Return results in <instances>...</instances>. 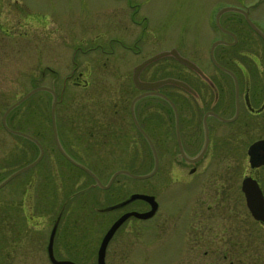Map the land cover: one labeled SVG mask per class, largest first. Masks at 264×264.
<instances>
[{"label": "rangeland", "instance_id": "obj_1", "mask_svg": "<svg viewBox=\"0 0 264 264\" xmlns=\"http://www.w3.org/2000/svg\"><path fill=\"white\" fill-rule=\"evenodd\" d=\"M228 4L248 9L249 20L264 30V0H0V120L6 108L30 89L50 87L56 98L60 96L54 110L59 143L73 160L102 184L119 169L132 175L150 173L148 142L128 111L138 92L131 81L132 69L153 54L174 49L209 75L213 68L209 47L219 37L213 17ZM233 15L241 18L235 28L243 34L236 48H263L235 11L222 12L221 25L231 26ZM174 61L165 55L150 62L139 79L177 74L190 80L187 69ZM165 90L170 91L163 86L161 91ZM178 90L172 88L182 92ZM51 99L49 92L38 90L5 116L6 126L38 140L43 154L0 187V264H50L41 248L58 213L56 259L95 264L100 238L111 222L125 210L148 209L136 199L113 211L102 210L132 193L153 195L157 211L150 218L129 217L121 224L106 246L104 264H264V229L243 210L214 204L219 198L213 190L218 174L195 165V173L187 176V166L172 159L174 148L163 143L168 141L166 117H154L167 108L161 99H139L133 113L147 138L152 135L156 141L159 157L172 164H160L144 179L119 174L106 189L92 184L56 151L49 122ZM37 154L29 138L6 132L0 121V182ZM176 174L188 179L180 183ZM186 190H192L188 198ZM179 200H192L199 217L186 213ZM203 220L219 222L220 230L215 228L211 235L200 226L193 228ZM38 221H44L43 236L30 224L21 245L19 228ZM10 244L13 249L8 253Z\"/></svg>", "mask_w": 264, "mask_h": 264}, {"label": "flooded vegetation", "instance_id": "obj_2", "mask_svg": "<svg viewBox=\"0 0 264 264\" xmlns=\"http://www.w3.org/2000/svg\"><path fill=\"white\" fill-rule=\"evenodd\" d=\"M233 7L244 11L248 15V9ZM231 11L241 15L246 27L261 42L263 48H254L251 45L250 48H236V43L238 39L240 40L239 37L243 35L241 28H235L239 24L237 21H241V18L233 15L229 19V24L232 25H225L224 27L219 21L220 14L218 25L213 20L219 37L216 40L218 41L217 45L211 48V57L209 54L213 67L211 72L208 73L209 75H205L200 69L201 74H198L187 65L175 60V64L187 69L192 77L191 81L185 77H177V74L172 77L184 82L190 91L173 84H166L163 86H166V89L169 88L170 91L165 90V92H162L163 86H161L155 91L151 90V92L141 95L136 101L147 96L161 99L167 105V108L158 111L154 117L156 118L162 114L166 117L168 123L164 130V137H168V141L163 143L174 148L175 156L172 159L179 162L178 164L187 166V176L195 173V165H204L205 170L213 169L218 174V180L215 182V189L213 190L219 196V198L215 197V200H213L214 204L221 205L220 207L230 206V211L243 210L255 224L264 229V222L254 220L250 215L242 191L243 182H246L252 191L259 193L264 207V40L262 38L264 37V30L258 29L262 35L261 37L246 22L243 12ZM222 35L228 39L221 38ZM217 46L218 48H215ZM172 69L171 66L170 70ZM79 73L78 77H80ZM138 80L140 79L138 78ZM172 88L180 89L182 92L174 93ZM142 92L143 90L138 89L137 95ZM151 136L148 147L151 151L152 165L155 161L157 164L156 173L160 164L172 163L168 159L159 157L156 151V141ZM151 149H153L155 156ZM69 157L72 159L71 156ZM73 161L78 163L75 160ZM221 162H223V169L220 166ZM82 172L88 176L86 172ZM187 176H182L179 179L176 174V181L183 183L188 179L185 178ZM189 191L192 190L183 192L186 198L189 197ZM193 197L194 195L191 196V198ZM224 197L225 201L223 200ZM179 201L185 203L183 206L184 211L192 213V218L199 217L195 213L197 211H195L196 207L192 205L194 203L192 200ZM189 202H192V204ZM119 203L115 202L102 210L109 212L126 204L118 205ZM188 207L191 208V212H189ZM131 210L133 209L121 213ZM20 213L23 216V211ZM60 216L61 213L55 216L50 225L46 243L43 244L41 249L47 260L50 252L52 258L56 261L74 262L71 259L60 260L55 257L54 239L57 238L56 235L59 231ZM24 224L17 232L20 239L23 238L30 224L32 228L36 225L38 229H41V235L43 236L44 221L24 222ZM199 226L204 228L203 232L205 234L212 233L211 235H213L216 229L220 230L219 222L212 224L210 221L203 220L196 222L193 228L196 229ZM11 229L9 230V236L13 240ZM210 229H213L214 232H211ZM23 244L24 240L21 239V245ZM11 245L8 248V253L12 252L13 247Z\"/></svg>", "mask_w": 264, "mask_h": 264}, {"label": "water", "instance_id": "obj_3", "mask_svg": "<svg viewBox=\"0 0 264 264\" xmlns=\"http://www.w3.org/2000/svg\"><path fill=\"white\" fill-rule=\"evenodd\" d=\"M227 9H230V8H228V7L227 8H223V9H221L218 12V14L221 11H224V10H227ZM218 14L216 15V20H217ZM249 24L253 28V30H255L257 33H259L256 30V28L250 22H249ZM164 55H170V56H172L178 62L187 65L188 67H190L191 69H193L194 71H196L198 74H201L200 71L198 70V68L194 64H192L191 62L185 60L184 58H181L174 50L160 52V53L155 54L152 57H150V58L142 61L141 63H139L137 66H135L133 68V72H132V76H131L133 85L135 87L139 88V89H144V90L147 91V92H144V93L140 94V96L141 95H144L146 93L151 92V90H154L155 91L157 88H159L160 86H162L164 84H173V85L182 87V88L187 89V90L190 91V89L186 86V84H184L181 81L172 79V78H165V79L157 80L155 82H141V81L138 80V73H139V71L142 69V67L144 65H146L147 63H149V62L157 59L160 56H164ZM38 90H47V91H49L52 94L53 100H52V103H51V106H50V123H51L53 141H54V144H55L57 150L62 154V156H64L68 161H70L73 164H75L72 160H70L64 154V152L60 148V145H59L58 140H57V137H56L55 126H54V114H53L54 104H55V98H54V93H53L52 90H50V89H48L46 87H35V88L29 90L27 93H25L23 96H21L17 101H15L13 104H11L10 106H8L6 108L5 112L2 115L1 122H2V124H4V117H5V115L7 114V112L10 109H12L14 106L18 105L20 102H22L24 99H26L29 95H31L32 93H34V92H36ZM137 97H139V96H137ZM135 99H136V97L133 98V100L131 101V104H130V113H131V116L132 117H133V115H132V103H133V101ZM133 122L136 125V122H135L134 119H133ZM5 128L8 131H10V132L17 133V134H20L22 136L28 137L25 134L12 131V130L8 129L7 127H5ZM33 141L37 144V146L39 148V154H38V156L32 162L28 163L27 165H25V166L17 169L12 174H10L5 180H3L0 183V187L2 185H4L9 179H11L12 177H14L15 175H17V174L21 173L22 171H24V170L30 168L31 166H33L40 159V157L42 155V149H41L40 145L35 140H33ZM75 165H77V164H75ZM77 166L80 167L79 165H77ZM80 168L83 169V170H85L87 173H89L91 175V177L99 184L98 180L88 170H86V169H84L82 167H80ZM155 169H156V161H155V163L153 165V169L151 170V172L148 173V174H145V175H132L131 173H129L127 171H124V170L117 171V172H115L111 176L109 182L119 172L126 173L127 175H129V176H131V177H133L135 179H144V178L150 177L155 172ZM101 187H106V186H101ZM242 191L244 193L245 202H246V205H247V207H248V209L250 211L251 216L255 220H257V221L264 222V207L262 205V202H261V198L259 196V193H257V191H252L248 187V185H247L246 182H243ZM133 199H140V200L145 201L149 205V209L147 211H145V212H135V211L125 212V213L121 214L116 220H114L112 222V224L106 230V232L104 233V235L102 236V238L100 240L99 246H98L97 251H96V264H104L103 256H104V250H105L106 244H107L108 240L110 239L111 235L113 234V232L115 231V229L127 217L133 216V217L138 218V219H146V218L150 217L154 213L155 208H156V203L154 202V200H153V198L151 196L144 195V194H131L125 202H128V201L133 200ZM125 202H123V203H125ZM50 243H51V240L49 241V245H50ZM48 250H49V248H48ZM48 256H49L50 262L52 264H74V263H72L70 261H56V260H54L52 258V256H51L50 252H49V255Z\"/></svg>", "mask_w": 264, "mask_h": 264}]
</instances>
